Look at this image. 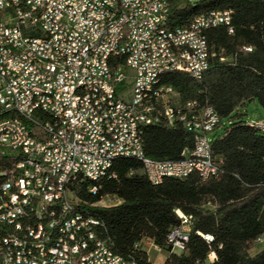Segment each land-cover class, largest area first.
<instances>
[{
  "label": "built area",
  "instance_id": "built-area-1",
  "mask_svg": "<svg viewBox=\"0 0 264 264\" xmlns=\"http://www.w3.org/2000/svg\"><path fill=\"white\" fill-rule=\"evenodd\" d=\"M231 13L216 9L154 29L156 17L171 15L168 0H0V264L6 256L14 264H137L113 250L97 218H79L85 205L76 185L98 181L118 154H136L152 184L219 171L210 143L218 114L180 104L161 74L202 76L206 30L222 25L232 33ZM122 20L130 27L121 28ZM116 56L123 61L111 66ZM75 83L81 97H72ZM137 84H149V92ZM176 120L194 132L193 147L178 160L147 156L141 127ZM176 213L180 223L166 237L171 252L184 249L192 219Z\"/></svg>",
  "mask_w": 264,
  "mask_h": 264
},
{
  "label": "trees",
  "instance_id": "trees-1",
  "mask_svg": "<svg viewBox=\"0 0 264 264\" xmlns=\"http://www.w3.org/2000/svg\"><path fill=\"white\" fill-rule=\"evenodd\" d=\"M168 2L171 25L216 9L232 11V33L222 25L206 30L209 68L200 79L179 70L161 75L180 104L194 101L196 108L210 106L218 114L210 143L219 171L206 179L192 172L152 184L140 161L120 156L98 181L79 180L77 196L100 221V235L113 250L137 264H264V247L249 252L258 238L264 239V130L239 110L250 101L264 108V0ZM111 60L114 66L123 57ZM140 136L145 154L161 160L181 159L194 143V132L179 120L170 126L143 125ZM90 185L97 186L95 193L87 190ZM106 196L119 201L94 205ZM176 210L192 219L184 249L171 252L166 237L180 223ZM200 233H210L212 241ZM144 239L167 253L163 262L149 259Z\"/></svg>",
  "mask_w": 264,
  "mask_h": 264
},
{
  "label": "bare ground",
  "instance_id": "bare-ground-1",
  "mask_svg": "<svg viewBox=\"0 0 264 264\" xmlns=\"http://www.w3.org/2000/svg\"><path fill=\"white\" fill-rule=\"evenodd\" d=\"M196 1H198V0H195L191 3H194ZM214 11L215 10H212L210 12L197 15L193 19H191L190 21L197 19L201 16L212 15ZM170 23H171L170 15H168V18H167V16L156 17L155 22H154V29H163V28L169 26ZM171 26H179V25H171ZM129 27H130V20H122L121 21V28H129ZM188 75L191 76L192 78H195V79H200L202 77V76H199L198 74H188ZM137 91H140V93H148L149 92V84H137ZM81 96H82V83H75L73 85V88H72V97H81ZM252 123L257 126L256 122H252ZM120 156L133 157V158L138 160V156H136V154H118V157H120ZM110 163L111 162H108L104 166V174L107 172V169L109 168ZM92 193H95V192H92ZM78 199H79V197H78ZM95 204H97V203H95ZM78 216L81 219L96 218L91 213H89L86 206H79ZM171 232H172V229L170 230L169 233H171ZM258 239H260V238H258ZM6 264H14V257L13 256H6Z\"/></svg>",
  "mask_w": 264,
  "mask_h": 264
},
{
  "label": "rangeland",
  "instance_id": "rangeland-1",
  "mask_svg": "<svg viewBox=\"0 0 264 264\" xmlns=\"http://www.w3.org/2000/svg\"><path fill=\"white\" fill-rule=\"evenodd\" d=\"M130 88V87H129ZM240 112H242L243 116L249 120L250 122H264V108L257 101H250L247 102L245 105L239 108ZM117 202V198L115 197H104L100 202L99 205L108 206L112 205ZM257 240H264V239H257ZM144 248H149L148 256L149 259L152 260L154 263H161L165 260L167 253L164 250L156 251L154 250L149 243H144ZM264 247V243H256L252 245L249 249L250 254L256 253Z\"/></svg>",
  "mask_w": 264,
  "mask_h": 264
},
{
  "label": "crops",
  "instance_id": "crops-1",
  "mask_svg": "<svg viewBox=\"0 0 264 264\" xmlns=\"http://www.w3.org/2000/svg\"><path fill=\"white\" fill-rule=\"evenodd\" d=\"M106 197H107V196H106ZM109 197H111V196H109ZM118 201H119V200L117 199V202H118ZM117 202H116V203H117ZM144 241H145L146 243H150V241H148L147 239H144L143 242H144Z\"/></svg>",
  "mask_w": 264,
  "mask_h": 264
}]
</instances>
